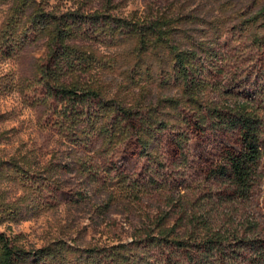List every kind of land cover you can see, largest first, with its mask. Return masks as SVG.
I'll list each match as a JSON object with an SVG mask.
<instances>
[{"label": "rangeland", "instance_id": "rangeland-1", "mask_svg": "<svg viewBox=\"0 0 264 264\" xmlns=\"http://www.w3.org/2000/svg\"><path fill=\"white\" fill-rule=\"evenodd\" d=\"M19 3L0 0V234L57 255L24 264H264V0H34L7 40ZM244 111L248 194L222 175Z\"/></svg>", "mask_w": 264, "mask_h": 264}, {"label": "trees", "instance_id": "trees-1", "mask_svg": "<svg viewBox=\"0 0 264 264\" xmlns=\"http://www.w3.org/2000/svg\"><path fill=\"white\" fill-rule=\"evenodd\" d=\"M32 1L34 0H19L20 3L16 5L15 9L13 10L11 20L8 21L3 32L5 39L13 40L16 36L20 34V30L22 29V13L26 10V7L29 6L30 3H32ZM40 16L41 14L37 13L34 16V20H32V23H41L36 22ZM66 38L67 35H62L60 30L56 36V41H61L60 43L61 45H63V41H65ZM62 47L64 48L63 56L66 57L67 61H70L71 64L72 62L74 63L76 59L83 58V56H80V54L76 52V50H73L66 46ZM171 49L174 55L173 61L175 63V69H177V72L179 73L182 79L189 80L191 54L185 52L182 53L181 51L179 52V50L174 46H171ZM47 78L50 77L47 76ZM60 91L64 93L70 100H74L79 103H84L82 101H85L88 98V96L84 97L79 94L78 90H67L65 88H62V90ZM210 113L211 115L214 114L216 118L222 119L220 111L213 110ZM231 120L232 121H230L229 123H232L231 125L234 128H240L242 150L238 155L235 156V158L230 160V169L226 172H222V175L231 179L239 191L244 194H248L251 188L256 183L257 173L259 171L260 161L262 158V148L259 136V124L258 121L256 119H253V117L246 111L237 116H233ZM2 207L3 205L0 204V213H2L1 211L4 209ZM176 243L179 246H183L181 242ZM203 244L208 247L204 250L205 253L210 252L213 248L215 249V247H223L222 242H215L214 240H209L208 242H205ZM31 255H34V257L37 259H40V257L55 259L57 256L56 254L52 253L51 250H46V252L41 250L36 254L25 252L20 248L16 247L10 237L5 234H0V264H24L28 261ZM111 257L114 259V263H120V260L119 258H117L116 255H112Z\"/></svg>", "mask_w": 264, "mask_h": 264}]
</instances>
